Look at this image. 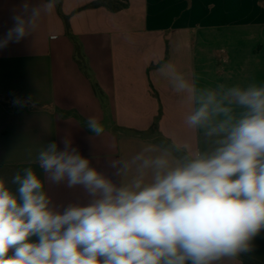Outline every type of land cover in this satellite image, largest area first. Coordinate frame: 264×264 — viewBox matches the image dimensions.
<instances>
[{
    "label": "crops",
    "instance_id": "obj_1",
    "mask_svg": "<svg viewBox=\"0 0 264 264\" xmlns=\"http://www.w3.org/2000/svg\"><path fill=\"white\" fill-rule=\"evenodd\" d=\"M93 1L61 0L71 34L57 3L42 13L31 36L0 49V179L16 193L13 177L32 168L59 210L86 205L91 197L82 186L48 180L37 157L49 142L63 150L69 139L118 183L132 176H114L112 164L131 160L148 145H188L174 152L177 158L213 150L214 138L187 125L194 106L157 71L160 64H174L199 87L264 85V0H129L119 12L79 10ZM45 2L0 0V38L23 4ZM29 97L35 107L13 103ZM91 117L104 126L103 134L87 128ZM242 254L264 264V230ZM222 264L243 263L237 257Z\"/></svg>",
    "mask_w": 264,
    "mask_h": 264
},
{
    "label": "clouds",
    "instance_id": "obj_2",
    "mask_svg": "<svg viewBox=\"0 0 264 264\" xmlns=\"http://www.w3.org/2000/svg\"><path fill=\"white\" fill-rule=\"evenodd\" d=\"M57 3L23 4L0 49L31 36ZM157 71L194 106L186 123L214 138L213 150L177 158L188 145H148L112 164L114 176H132L118 183L69 139L63 150L47 143L37 161L48 180L91 199L59 210L32 168L13 177L16 193L0 179V264H222L252 250L264 230V85L199 87L172 63ZM87 128L105 131L95 117Z\"/></svg>",
    "mask_w": 264,
    "mask_h": 264
},
{
    "label": "trees",
    "instance_id": "obj_3",
    "mask_svg": "<svg viewBox=\"0 0 264 264\" xmlns=\"http://www.w3.org/2000/svg\"><path fill=\"white\" fill-rule=\"evenodd\" d=\"M101 7H105L108 10H110L111 12H119L122 10H125L129 7V0H95L83 7H81L79 10H86V9H95V8H101ZM58 10L59 13L61 14V16L63 17L64 21H65V25H66V31L68 34H71V27H70V23H69V16H65L62 14L61 11V0H59L58 2ZM78 61L80 62L83 70H86V66L83 62V57L79 54L78 55ZM239 258L241 259L243 264H263L262 262L246 256L244 254H240Z\"/></svg>",
    "mask_w": 264,
    "mask_h": 264
},
{
    "label": "rangeland",
    "instance_id": "obj_4",
    "mask_svg": "<svg viewBox=\"0 0 264 264\" xmlns=\"http://www.w3.org/2000/svg\"><path fill=\"white\" fill-rule=\"evenodd\" d=\"M88 74H89L90 84L96 90V86H97L96 78L91 70H88Z\"/></svg>",
    "mask_w": 264,
    "mask_h": 264
}]
</instances>
